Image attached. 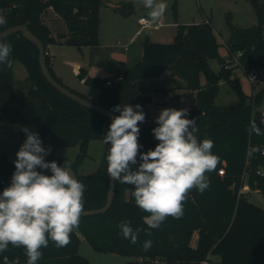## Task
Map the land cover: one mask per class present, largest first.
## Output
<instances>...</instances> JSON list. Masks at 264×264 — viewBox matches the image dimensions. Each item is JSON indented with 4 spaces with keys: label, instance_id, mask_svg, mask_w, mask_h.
I'll use <instances>...</instances> for the list:
<instances>
[{
    "label": "trees",
    "instance_id": "trees-1",
    "mask_svg": "<svg viewBox=\"0 0 264 264\" xmlns=\"http://www.w3.org/2000/svg\"><path fill=\"white\" fill-rule=\"evenodd\" d=\"M251 1L257 11L258 24L245 28L230 23L231 35L225 45L230 54L242 52L239 66L255 69L259 74L263 72L264 76V8L259 0ZM103 5H110L122 14L134 9L130 2L108 0H0V16L5 19L0 31L11 25L27 24L48 50L49 44L61 41L44 20V15L52 9L66 23L67 32L60 35L64 42L76 46L98 44ZM0 42L12 45V63L19 59L28 71L27 80L33 83L27 91H20L15 86L12 68L0 70V123L19 122L21 129L29 127L37 132L43 146L51 147L46 161H56L58 165L64 164L56 157L60 147L79 146L75 160L68 163L76 170L78 181L85 185L84 209L103 206L109 185L106 156L110 145L105 144L96 170L81 174L79 167L90 156V142L103 140L112 117L82 105L55 88L42 72L37 45L22 32L12 33ZM220 44L211 22L203 19L179 24L171 42L148 39L143 44L142 58L119 76H91L86 67H78L79 79L98 90L97 98L92 99L70 87L83 97L109 109L124 104L142 106L145 122L139 124L141 152L154 149L158 143L152 133L157 124L149 121L148 105L154 99L148 91L168 93L173 87H144L138 85V81L167 70L179 76L183 88L196 94L195 101L188 107V118L196 119L198 139L213 140L212 152L220 158V163L215 171L207 173L210 187L203 194L192 191L182 219L168 217L160 229L153 230L151 237L141 231L135 245L123 238L118 225L127 219L134 228L146 229L143 217L147 214L135 205L130 192L126 199V190L131 186L116 181L109 209L81 215L79 227L71 234V243L57 248L50 241L47 248L41 249V260L67 255L69 264H95L79 252V231L98 251L136 256L127 264H264V207L252 202L249 192L240 191L246 179L252 188L264 193V135L249 131L251 123L255 122L264 132V122L254 120L255 110L264 108V86L255 93H247L239 79L232 77L234 67L225 66V59L218 52ZM215 57L222 64L217 71L209 64ZM46 59L52 75L63 83L52 66L50 54H46ZM221 80L236 92L238 103L216 101ZM21 133L26 139V134L22 130ZM252 146H259L262 151L250 157L247 152ZM14 161L0 151V192L11 182ZM221 168L223 173H220ZM147 239L152 240V246L145 251L141 245ZM214 255L220 258L215 259ZM5 258L15 260L13 264L27 262L25 250L11 245L0 254V264H7Z\"/></svg>",
    "mask_w": 264,
    "mask_h": 264
},
{
    "label": "clouds",
    "instance_id": "clouds-1",
    "mask_svg": "<svg viewBox=\"0 0 264 264\" xmlns=\"http://www.w3.org/2000/svg\"><path fill=\"white\" fill-rule=\"evenodd\" d=\"M154 24L165 15V0H140ZM5 19L0 16V25ZM12 45L0 42V70L12 68ZM119 113L111 119L103 143L110 145L106 156L107 173L113 181L131 186L129 192L135 205L144 213L146 229L134 228L130 220L118 225L123 238L133 245L141 231L148 237L160 229L168 217L182 219L185 203L193 190L203 194L210 187L207 173L216 170L220 158L213 154L211 139H198L196 119H189L188 108L162 109L152 129L158 141L154 149L141 152L139 124L145 122L142 106L117 105ZM264 122V121H262ZM26 139L16 153L15 171L10 186L0 192V254L9 246L23 248L27 264H37L42 248L51 241L57 248L71 243V234L80 224L84 210L85 185L71 172V165L46 161L51 147H45L39 134L29 127L21 129ZM250 132L264 135L257 123ZM259 146L249 148L247 155L261 152ZM41 170H50L45 175ZM148 251L152 240L143 241Z\"/></svg>",
    "mask_w": 264,
    "mask_h": 264
},
{
    "label": "rangeland",
    "instance_id": "rangeland-1",
    "mask_svg": "<svg viewBox=\"0 0 264 264\" xmlns=\"http://www.w3.org/2000/svg\"><path fill=\"white\" fill-rule=\"evenodd\" d=\"M259 1L263 4L264 8V0ZM121 2L134 3V9L128 14H122L118 11L116 12L113 8H100L98 44L76 46L64 41L49 44L48 51L50 57L55 62L57 74L64 84L79 92H84L92 99H96V88L88 85L83 88L82 84L79 83V77L77 78L78 67H87V73L91 76H119L126 69L138 62L143 55L138 59L135 57L131 63L123 64L118 58L130 53L138 55L140 52H143V40L148 34L151 36V40L164 39L162 42H171L174 40V37H171L170 34L176 29V26L173 25L174 22H176V25H185L191 22H199L205 17H209L214 31L218 34L222 43L218 47L219 55L226 60V65H228L226 67H234L232 77L239 79L242 88L249 94L255 93L264 86L263 72L259 74L260 80L250 81L247 77V70L238 65L237 60L229 53L225 45V41L231 35L230 23L245 28L258 24L257 11L251 0H165L167 9L162 20L167 24L157 29L146 28L141 36H136V31L140 27L138 20L141 15L148 16V10L143 7L140 0H122ZM175 8H177V15L175 14ZM44 20L52 28L53 34L62 40L61 33L67 32L65 21L51 10H48L44 15ZM227 59H230V62H227ZM209 64L216 71L222 65L218 57L210 59ZM12 71L15 86L20 91H27L29 86L33 85L31 81L27 80L28 71L19 59H14ZM202 80H204L203 75ZM175 81L176 79L167 72L161 75L149 76L138 81V85L144 87H173L168 93L158 92L154 89L148 91L156 99L148 105L150 113L149 121L155 123V119L162 109L175 108L179 110L188 108L195 101V92L193 94L188 93V90L177 85L180 82L183 83V80L179 76L177 77L178 83ZM184 92L187 94L177 95ZM216 101L219 104H236L239 99L229 84L225 80H221ZM24 141L19 122L0 123V151L6 152L11 160H16V153ZM104 147L103 140H93L90 142L88 151L90 156L79 167L81 174H88L96 170L101 161ZM79 152V146L60 147L56 152V157L60 161L70 162L75 160ZM244 180L245 183L240 191L249 192V199L264 207V193L257 188H252L246 182V179ZM78 233L81 238L79 252L95 264H127L128 261L136 259V256L133 255L98 251L91 246L88 239L81 232L78 231ZM196 236L197 232L194 234L193 242ZM58 257H65L69 264V257L67 255ZM213 257L215 259L220 258L219 255H214Z\"/></svg>",
    "mask_w": 264,
    "mask_h": 264
},
{
    "label": "water",
    "instance_id": "water-1",
    "mask_svg": "<svg viewBox=\"0 0 264 264\" xmlns=\"http://www.w3.org/2000/svg\"><path fill=\"white\" fill-rule=\"evenodd\" d=\"M22 32L25 37H27L30 41H32L34 44L37 45L39 49V62L42 69L43 74L47 78V80L55 87L57 88L61 93L65 94L66 96L70 97L71 99L81 103L82 105H85L91 109H94L96 111H99L109 117H115L119 113L112 111V109H109L91 99L85 98L76 91L72 90L70 87L64 85L60 81H58L51 73L46 59V48L44 46V43L42 40L28 28L27 24L19 23L15 25H11L3 30L0 31V40L4 37L15 33V32ZM149 39V36H146L143 40V43H146ZM254 120L256 121H263L264 120V108H258L254 112ZM63 166V165H59ZM43 174L49 175L51 174L50 170H41ZM71 172L75 176V178L78 180L77 172L76 170L71 166ZM11 183V182H10ZM10 183L6 186H10ZM115 183L116 181H113L109 177V185H108V193H107V200L106 203L99 207V208H93V209H84L82 212V215H92L99 212H105L109 209L111 206L114 196H115ZM5 187V188H6Z\"/></svg>",
    "mask_w": 264,
    "mask_h": 264
},
{
    "label": "crops",
    "instance_id": "crops-1",
    "mask_svg": "<svg viewBox=\"0 0 264 264\" xmlns=\"http://www.w3.org/2000/svg\"><path fill=\"white\" fill-rule=\"evenodd\" d=\"M108 1H110V2H121L122 0H108ZM134 4V3H133ZM102 7H108V8H112V6H110V5H103ZM51 11H53L52 9H50ZM116 11V10H115ZM54 12V11H53ZM117 12V11H116ZM54 14H56L55 12H54ZM57 15V14H56ZM141 16H143V15H141ZM140 16V17H141ZM147 16V15H146ZM209 19V21L211 22V24H212V21H211V19L209 18V17H205L204 19ZM138 23H139V20H138ZM167 23L165 22V24L164 25H166ZM163 25V26H164ZM173 25L174 26H176V29H174V31H172L171 32V34H170V36L171 37H175V35H176V33H177V27H178V25L179 24H177L176 25V22H174L173 23ZM143 35V34H142ZM137 36V35H136ZM139 36H141V35H139ZM147 36H149V39H151V36L148 34ZM61 41H64V38H62V40ZM152 41H160V42H162V41H164V39H161V40H152ZM127 43H129V42H127ZM101 44V43H100ZM144 44V43H143ZM143 52H140L138 55L137 54H132V53H130V54H126V55H123L122 57H119L118 59H119V61L123 64V63H131L132 61H134L133 59H135V57H136V59H138V58H141V55H143L142 54ZM51 61H52V66H53V68H54V70H55V72L57 73V69H56V66H55V62L51 59ZM78 67V66H77ZM83 67H85V66H83ZM87 68V67H86ZM165 72H167V73H169L174 79H176V83H178V81H177V77L178 76H176V75H173V74H171V72L169 71V70H167V71H165ZM58 75V74H57ZM77 78H78V76H77ZM78 81H79V83L80 84H82V86H83V88H85L86 86H87V84H85L84 83V80H81V79H79L78 78ZM175 83V84H176ZM177 85H179V86H181V87H183V83L182 82H180V83H178ZM85 86V87H84ZM97 92H98V90H97ZM185 93V92H184ZM189 93V92H188ZM193 94V93H192ZM153 98H154V100H156L155 99V97L153 96ZM25 264H27V262L25 263ZM37 264H68V260L65 258V257H62V258H60V257H54V258H49V259H43V260H39L38 262H37Z\"/></svg>",
    "mask_w": 264,
    "mask_h": 264
},
{
    "label": "built area",
    "instance_id": "built-area-1",
    "mask_svg": "<svg viewBox=\"0 0 264 264\" xmlns=\"http://www.w3.org/2000/svg\"><path fill=\"white\" fill-rule=\"evenodd\" d=\"M205 21L209 22V19L206 18ZM139 24H140V27L136 31L137 36L142 35L144 29H146V28L157 29V28L163 26L165 24V22L162 20L160 23L154 24L150 21L148 16L143 15L139 18ZM46 54H49L48 50H46ZM232 55L235 57V60H237V63H240V56L242 55V52L238 51L237 53H234ZM227 62H230V59H227ZM224 63H225V66H228V65H226V60ZM247 77L250 81H253V82L260 80L259 73L255 69H247ZM263 152H264V147H263ZM223 172H224V169L221 168L220 173H223ZM258 172L263 173V171H261V170H258ZM4 260L7 262V264H13L15 261V260L8 259V258H5Z\"/></svg>",
    "mask_w": 264,
    "mask_h": 264
}]
</instances>
